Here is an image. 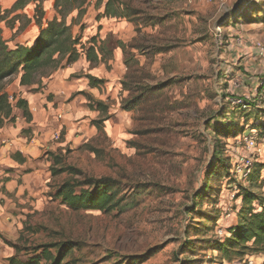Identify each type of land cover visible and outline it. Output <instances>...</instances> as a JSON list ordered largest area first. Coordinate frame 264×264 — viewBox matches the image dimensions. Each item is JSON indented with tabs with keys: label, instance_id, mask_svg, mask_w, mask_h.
<instances>
[{
	"label": "rangeland",
	"instance_id": "1",
	"mask_svg": "<svg viewBox=\"0 0 264 264\" xmlns=\"http://www.w3.org/2000/svg\"><path fill=\"white\" fill-rule=\"evenodd\" d=\"M16 1L0 0V27L11 47L33 43L40 25L61 18L56 0L14 11ZM107 2L87 0L83 17L77 10L67 17L80 44L93 37L87 28L101 30L96 21ZM113 7L123 13L112 18L123 23L127 70L120 89L100 90L112 113L109 131L90 123L59 130V140L52 133L60 147L37 153L38 163L21 171L32 176L18 180L21 189L9 192L8 177L0 179L5 264H52L61 250L60 264H264L262 253L229 261L218 251L238 224L239 194L247 189L264 198V155L248 179L231 174L232 164L249 155L238 137L264 135L263 62L247 53L264 44V0H114ZM63 166L69 171L53 175ZM89 177L117 192L112 210H75L57 196L65 181Z\"/></svg>",
	"mask_w": 264,
	"mask_h": 264
},
{
	"label": "crops",
	"instance_id": "2",
	"mask_svg": "<svg viewBox=\"0 0 264 264\" xmlns=\"http://www.w3.org/2000/svg\"><path fill=\"white\" fill-rule=\"evenodd\" d=\"M104 11L103 6L101 14ZM96 24V28L101 25V30L98 31L95 26H91L86 29L88 32L85 36L90 34L96 37L97 62L93 64L92 60L87 58L86 52L79 49V58L44 79L39 89L31 91L29 87L22 86L20 76H16L12 87L6 88L10 95L14 94L17 98L27 100L30 113L28 119L22 110L16 108L13 117L0 126V179L8 177L5 184L7 191L21 189L22 185L18 184L19 179L27 181L32 178L30 173L23 174L21 171L34 165V161L38 163L37 153L60 147L59 142L51 143L52 133L55 139L54 134L59 130L71 132L78 127L84 129L83 127L87 124L91 125L90 123L96 126V120L101 118H106L101 124L103 130L109 131L112 113L109 112L110 107L104 102L105 98L102 97L100 90L107 86L120 89L119 84L127 70L124 63V51L119 45L120 29L123 23L112 17L101 15L100 23L96 21ZM85 39L87 40L88 37ZM35 40L33 43L30 41L27 43V39L24 42L18 40L16 43L34 45ZM82 44L86 48L91 45L89 42ZM255 49V51L247 50L249 60L263 62L259 69L260 73H264L263 56L256 47ZM104 55L107 56L104 57ZM254 66L251 67L256 68ZM98 102L108 106L106 112L98 108ZM69 134L66 133L64 136L68 138ZM1 248L0 245V264H5Z\"/></svg>",
	"mask_w": 264,
	"mask_h": 264
},
{
	"label": "trees",
	"instance_id": "3",
	"mask_svg": "<svg viewBox=\"0 0 264 264\" xmlns=\"http://www.w3.org/2000/svg\"><path fill=\"white\" fill-rule=\"evenodd\" d=\"M30 1L39 0H17L13 5L14 11L23 8ZM113 2L114 0H108L102 15L122 17L123 13L113 7ZM86 3L87 0H56L55 8L61 18L54 17L48 20L45 27L40 25V33L32 46L18 44L16 47H11L3 38L0 27V85L6 79L16 75L20 76L22 86L29 87L31 91L39 89L44 79L79 58L78 45H81L88 59L97 62L96 37L91 38L89 41L91 45L86 48L84 44H80V39L73 35L72 24L67 22V17L76 10L79 11L77 17H83L86 13ZM91 83L93 84V81ZM246 103L249 102L246 101ZM16 108L22 110L25 117L30 118L27 100L14 96L12 101L10 94L0 88V126L13 117ZM98 108L106 112L108 106L103 102H98ZM105 119L96 120L95 123L99 130L103 129L101 124ZM58 159L56 157L54 160L60 163ZM65 171H69L66 166L59 169L54 168L53 175ZM85 185L89 186L86 188ZM92 186H95L94 190L91 189ZM116 195L117 192L111 189L107 181L94 177L81 181H65L57 192L62 202L75 210H112L117 205ZM241 195L243 206L237 212L238 224L230 231L231 236L226 237L224 242L218 246L220 258L229 261L237 258L243 259L247 255L264 254V198L247 189L243 194H239ZM255 202L259 203L261 210L257 211ZM65 255L66 251H59L52 264H60ZM144 258L145 256L139 258V261ZM11 264H32V262L12 260Z\"/></svg>",
	"mask_w": 264,
	"mask_h": 264
},
{
	"label": "built area",
	"instance_id": "4",
	"mask_svg": "<svg viewBox=\"0 0 264 264\" xmlns=\"http://www.w3.org/2000/svg\"><path fill=\"white\" fill-rule=\"evenodd\" d=\"M255 47L260 51L264 60V44L260 41H257L255 42ZM261 94L264 99V82L261 83ZM10 99L13 101L14 96L10 95ZM236 102L241 103L243 107H246L245 101L237 99ZM54 136L55 139H59L61 134L60 132H56ZM238 142L244 144V147L246 148V151L249 152V155L240 158L232 164L231 174L238 177L239 179L246 180L252 174V170L256 162V157L264 155V135L259 137V133L253 130V132L249 134L239 136Z\"/></svg>",
	"mask_w": 264,
	"mask_h": 264
}]
</instances>
